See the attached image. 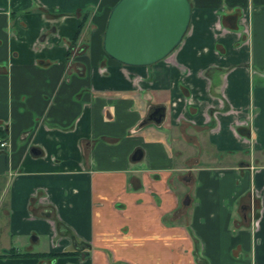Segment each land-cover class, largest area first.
Returning a JSON list of instances; mask_svg holds the SVG:
<instances>
[{
    "label": "crops",
    "instance_id": "crops-1",
    "mask_svg": "<svg viewBox=\"0 0 264 264\" xmlns=\"http://www.w3.org/2000/svg\"><path fill=\"white\" fill-rule=\"evenodd\" d=\"M115 1L0 0V264H264V0H189L146 65Z\"/></svg>",
    "mask_w": 264,
    "mask_h": 264
},
{
    "label": "water",
    "instance_id": "water-1",
    "mask_svg": "<svg viewBox=\"0 0 264 264\" xmlns=\"http://www.w3.org/2000/svg\"><path fill=\"white\" fill-rule=\"evenodd\" d=\"M189 0H116L110 7L102 33V49L127 65H146L170 52L189 22ZM162 106L147 118L159 122ZM136 150L133 157H138Z\"/></svg>",
    "mask_w": 264,
    "mask_h": 264
},
{
    "label": "flooded vegetation",
    "instance_id": "flooded-vegetation-1",
    "mask_svg": "<svg viewBox=\"0 0 264 264\" xmlns=\"http://www.w3.org/2000/svg\"><path fill=\"white\" fill-rule=\"evenodd\" d=\"M257 198L252 195L249 196V201H248V207H247V216L250 221L255 218V215L257 213Z\"/></svg>",
    "mask_w": 264,
    "mask_h": 264
},
{
    "label": "trees",
    "instance_id": "trees-1",
    "mask_svg": "<svg viewBox=\"0 0 264 264\" xmlns=\"http://www.w3.org/2000/svg\"><path fill=\"white\" fill-rule=\"evenodd\" d=\"M84 19H85V15H82V17H81V19H80V21H79V23H78V25H77V28H76L75 34H74V36H73V39L76 37V34H77V32L79 31V28L81 27V25H82Z\"/></svg>",
    "mask_w": 264,
    "mask_h": 264
},
{
    "label": "built area",
    "instance_id": "built-area-1",
    "mask_svg": "<svg viewBox=\"0 0 264 264\" xmlns=\"http://www.w3.org/2000/svg\"><path fill=\"white\" fill-rule=\"evenodd\" d=\"M6 144L5 140L0 138V147H4Z\"/></svg>",
    "mask_w": 264,
    "mask_h": 264
}]
</instances>
